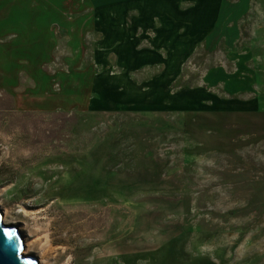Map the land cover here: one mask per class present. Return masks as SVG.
<instances>
[{
  "label": "rangeland",
  "instance_id": "374dc122",
  "mask_svg": "<svg viewBox=\"0 0 264 264\" xmlns=\"http://www.w3.org/2000/svg\"><path fill=\"white\" fill-rule=\"evenodd\" d=\"M0 209L40 264H264V0H0Z\"/></svg>",
  "mask_w": 264,
  "mask_h": 264
},
{
  "label": "water",
  "instance_id": "95a60500",
  "mask_svg": "<svg viewBox=\"0 0 264 264\" xmlns=\"http://www.w3.org/2000/svg\"><path fill=\"white\" fill-rule=\"evenodd\" d=\"M0 209V264H40L34 255L24 254L25 244L18 227L3 221Z\"/></svg>",
  "mask_w": 264,
  "mask_h": 264
},
{
  "label": "bare ground",
  "instance_id": "6f19581e",
  "mask_svg": "<svg viewBox=\"0 0 264 264\" xmlns=\"http://www.w3.org/2000/svg\"><path fill=\"white\" fill-rule=\"evenodd\" d=\"M3 221L5 224L9 225L7 223V217L6 215L3 213ZM14 224V222L11 223V225ZM18 231L21 233L22 235V239L24 240V244H25V249H24V254L26 255H34L37 253V250L36 248H34V246L27 242L26 238L24 237V234H23V229H18ZM156 245V242L154 240H147L146 243H145V248L146 249H141L139 250L136 255H135V258L136 259H145L148 254H149V251H147L148 248H151V247H154ZM171 258L169 255H166L165 257V261L166 262H170Z\"/></svg>",
  "mask_w": 264,
  "mask_h": 264
}]
</instances>
